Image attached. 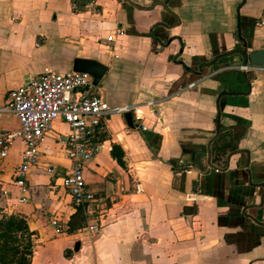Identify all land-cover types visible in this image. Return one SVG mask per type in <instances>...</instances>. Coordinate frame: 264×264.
<instances>
[{
    "label": "crops",
    "instance_id": "obj_1",
    "mask_svg": "<svg viewBox=\"0 0 264 264\" xmlns=\"http://www.w3.org/2000/svg\"><path fill=\"white\" fill-rule=\"evenodd\" d=\"M263 15L264 0H0V106L46 70L73 72L75 59L108 68L93 93L109 105L155 103L146 131L126 115L106 122L102 151L84 169L96 200L71 232L77 208L48 172L71 166L60 141L67 125L48 133L23 202L12 183L22 139L0 157V211L27 222L31 264H264V72L240 69L245 47L264 49ZM106 32L114 41L98 39ZM125 57L135 84L127 99L109 84ZM217 101L212 164L248 152L224 171L196 159L216 135ZM19 128L13 115L0 118V136ZM222 137L236 149L218 158L212 146Z\"/></svg>",
    "mask_w": 264,
    "mask_h": 264
},
{
    "label": "built area",
    "instance_id": "obj_2",
    "mask_svg": "<svg viewBox=\"0 0 264 264\" xmlns=\"http://www.w3.org/2000/svg\"><path fill=\"white\" fill-rule=\"evenodd\" d=\"M258 26L264 27V15ZM108 41H114V36H109ZM240 69L243 72H264V66L249 64L242 65ZM194 86L195 83L189 85ZM94 87L93 78L89 74H58L46 70L40 78L10 92L7 102L0 106V118L13 115L20 126L19 131L0 136V157L6 158L9 155L17 139H22L24 144L12 181L20 191V202L26 200L29 192L27 175L37 166L42 145L56 122L64 123L68 127L67 135L60 141L71 166L66 171L49 168L48 172L54 181L61 180L60 185L71 197L74 207L80 208L86 216L91 213L96 197L88 189L84 169L102 151L106 122L115 115L131 114L139 124L138 129L147 130L141 122L146 111L154 106V102L145 106H111L93 93ZM129 171L132 172L133 169L129 168ZM1 194L7 197L8 191L2 189ZM51 224L57 229L60 228L57 221L52 220ZM90 230L94 236L101 232L99 224L91 225Z\"/></svg>",
    "mask_w": 264,
    "mask_h": 264
},
{
    "label": "trees",
    "instance_id": "obj_3",
    "mask_svg": "<svg viewBox=\"0 0 264 264\" xmlns=\"http://www.w3.org/2000/svg\"><path fill=\"white\" fill-rule=\"evenodd\" d=\"M225 136L223 137L225 138ZM223 137L214 142L212 146V150L218 158L220 156L224 157L228 149H236L230 143L222 142ZM77 223L81 228L85 223L80 208H77L76 213L69 222L70 232L75 229ZM32 235L33 233L23 218L0 211V264H31L33 253Z\"/></svg>",
    "mask_w": 264,
    "mask_h": 264
},
{
    "label": "water",
    "instance_id": "obj_4",
    "mask_svg": "<svg viewBox=\"0 0 264 264\" xmlns=\"http://www.w3.org/2000/svg\"><path fill=\"white\" fill-rule=\"evenodd\" d=\"M129 1V0H127ZM241 55L243 57V64L244 65H251V66H264V49L254 51L252 53H248L246 47L241 51ZM108 68L95 61V60H89V59H75L73 63V72L77 73H85L89 74L93 78V85L96 87L102 80V78L105 76ZM127 124L132 127L133 126V119L131 114H126L125 116ZM222 131V126L220 124V108H219V101H217V118H216V135L215 137L210 141L207 149V155L205 156H200L198 155L196 159L200 161L202 164L203 169H210L212 171H224L229 164L230 158L232 155L235 153H245L248 155L247 151H236L234 153H230L227 158H226V167L225 168H219L216 167L212 164V153H211V144L212 142L217 139ZM245 170L248 173L250 177V170H249V159L246 160L245 163ZM264 187V184L262 185ZM264 203V195L262 197V203ZM264 224V223H263ZM75 247L78 249L79 248V243L75 245Z\"/></svg>",
    "mask_w": 264,
    "mask_h": 264
},
{
    "label": "rangeland",
    "instance_id": "obj_5",
    "mask_svg": "<svg viewBox=\"0 0 264 264\" xmlns=\"http://www.w3.org/2000/svg\"><path fill=\"white\" fill-rule=\"evenodd\" d=\"M108 35H109V33L106 32V33H99L97 36H98L99 40L104 42L107 40ZM101 47L105 51L106 54L109 53L110 47L105 46V45H102ZM121 61L123 63L118 61L117 68L115 69V72L112 75V80L109 84H110V88L113 91L120 93L122 95V98L125 99L130 94H132L133 85H135V84L131 83V81L133 79V74H132V71H130V66L128 64L129 62H128L127 58L125 57ZM127 67H129V69ZM53 72L58 73V74L62 73L57 69H53ZM59 152H61V151L59 150ZM51 155H53V153H51ZM61 155H63V154H61ZM66 165H68V163Z\"/></svg>",
    "mask_w": 264,
    "mask_h": 264
}]
</instances>
